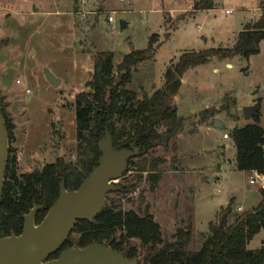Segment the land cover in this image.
Returning a JSON list of instances; mask_svg holds the SVG:
<instances>
[{
  "label": "rangeland",
  "instance_id": "obj_1",
  "mask_svg": "<svg viewBox=\"0 0 264 264\" xmlns=\"http://www.w3.org/2000/svg\"><path fill=\"white\" fill-rule=\"evenodd\" d=\"M196 1L0 0V102L13 125L8 152L16 154L17 173L41 171L57 158L75 162V104L77 95L90 89L95 53L112 51L118 65L124 54L147 48L155 34L153 56L132 67L127 84L139 97L151 95L162 87L172 61L185 52L231 48L264 6V0H213L212 9L197 10ZM46 70L60 78L56 87L47 81ZM172 105L184 118L182 131L145 156L160 159L156 186L147 171L128 166L117 182L123 191L108 193L106 202L121 198L124 210L139 213L148 206L165 241L189 229L187 248L198 250L210 223H222L230 202L227 223L262 199L264 174L236 168L231 131L254 122L243 115V108L253 105L264 128V43L248 59L214 57L188 69ZM263 240L264 229L247 247L260 248Z\"/></svg>",
  "mask_w": 264,
  "mask_h": 264
},
{
  "label": "trees",
  "instance_id": "obj_2",
  "mask_svg": "<svg viewBox=\"0 0 264 264\" xmlns=\"http://www.w3.org/2000/svg\"><path fill=\"white\" fill-rule=\"evenodd\" d=\"M213 0H198L194 9H212ZM155 34L145 49H135L123 55L118 65L112 51L97 52L93 56L90 89L77 95L75 104L77 154L75 162L57 158L41 171L17 173L16 154L9 150L0 198V237L20 234L24 216L37 205L36 222L44 218L59 196L60 185L77 189L81 181L98 163L101 151L99 141L108 130L116 148L137 146V159L128 161L136 171H147L148 181L154 187L160 179L157 171L159 158L147 159L148 151L168 141L184 127L172 99L177 95L184 73L193 67L209 62L214 57L249 58L260 51L264 43V6L261 16L246 23L231 48H211L183 53L171 62L164 73V83L151 95L138 94L127 87L132 79V67L150 59L155 48ZM254 122L235 126L231 138L236 147L235 165L241 171L264 174V128L259 121V107ZM9 142L14 139L13 125L4 114ZM162 126L163 129L158 128ZM141 176H139V180ZM114 191L121 193L123 186ZM261 201L251 210L235 214L231 223L227 217L232 212L231 203L222 211V226L210 223V233L198 250L188 249L191 241L189 229H179L174 241H165L158 223L148 210L142 213L124 210L122 199H112L93 221L77 220L61 248L50 255L59 254L74 246L83 247L98 242L121 252L125 257L138 258L142 264H264V246L247 247L249 241L264 228V188H260ZM77 234V237H73ZM137 239L139 243L133 240Z\"/></svg>",
  "mask_w": 264,
  "mask_h": 264
},
{
  "label": "water",
  "instance_id": "obj_3",
  "mask_svg": "<svg viewBox=\"0 0 264 264\" xmlns=\"http://www.w3.org/2000/svg\"><path fill=\"white\" fill-rule=\"evenodd\" d=\"M126 23H122L125 27ZM47 81L54 87L60 82L51 71H45ZM255 105L245 106L246 120L257 116ZM215 125L223 127L216 119ZM9 149V135L0 107V198ZM101 155L98 163L81 181L77 189L60 185L58 198L41 222H36L39 206L34 205L24 216L20 234L0 237V264H139L138 258L129 259L121 252L104 244L93 242L83 247L63 250L58 257L50 258L68 239L77 220L93 221L106 206V196L119 189L117 182L128 167V161L139 155V148H116L108 130L99 141ZM222 226V223H220Z\"/></svg>",
  "mask_w": 264,
  "mask_h": 264
},
{
  "label": "built area",
  "instance_id": "obj_4",
  "mask_svg": "<svg viewBox=\"0 0 264 264\" xmlns=\"http://www.w3.org/2000/svg\"><path fill=\"white\" fill-rule=\"evenodd\" d=\"M84 1H85V0H83V2H84ZM108 21H109V22H113V21H114V16H113L112 13H109V15H108ZM223 137H224V138H229V135H228L227 133H224ZM263 177H264V176H263ZM249 182H250V183H255V179H254V178H251V179L249 180ZM238 209L240 210L241 207H238Z\"/></svg>",
  "mask_w": 264,
  "mask_h": 264
},
{
  "label": "crops",
  "instance_id": "obj_5",
  "mask_svg": "<svg viewBox=\"0 0 264 264\" xmlns=\"http://www.w3.org/2000/svg\"><path fill=\"white\" fill-rule=\"evenodd\" d=\"M262 229H264V228H262ZM262 229H261V230H262ZM257 234H258V233H257ZM262 245H264V240H263V244H262Z\"/></svg>",
  "mask_w": 264,
  "mask_h": 264
}]
</instances>
